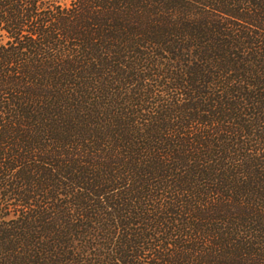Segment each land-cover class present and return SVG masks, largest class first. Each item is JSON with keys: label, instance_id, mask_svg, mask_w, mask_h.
Returning a JSON list of instances; mask_svg holds the SVG:
<instances>
[{"label": "trees", "instance_id": "obj_1", "mask_svg": "<svg viewBox=\"0 0 264 264\" xmlns=\"http://www.w3.org/2000/svg\"><path fill=\"white\" fill-rule=\"evenodd\" d=\"M0 264H264V0H0Z\"/></svg>", "mask_w": 264, "mask_h": 264}]
</instances>
